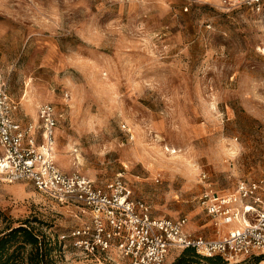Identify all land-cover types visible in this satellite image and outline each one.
<instances>
[{
    "label": "rangeland",
    "instance_id": "obj_1",
    "mask_svg": "<svg viewBox=\"0 0 264 264\" xmlns=\"http://www.w3.org/2000/svg\"><path fill=\"white\" fill-rule=\"evenodd\" d=\"M0 68L19 120L38 122L40 104L54 107L61 170L98 184L121 174L153 216L185 217L193 234H217L197 201L206 188L264 180V17L249 6L0 0ZM79 211L27 180L0 182V237L27 223L51 241L53 264H129L59 247L57 236L87 217Z\"/></svg>",
    "mask_w": 264,
    "mask_h": 264
},
{
    "label": "built area",
    "instance_id": "obj_2",
    "mask_svg": "<svg viewBox=\"0 0 264 264\" xmlns=\"http://www.w3.org/2000/svg\"><path fill=\"white\" fill-rule=\"evenodd\" d=\"M246 5L264 17L263 0H223ZM18 104L0 68V182L27 180L63 206L75 205L85 220L58 235L90 255L114 253L129 264H162L172 250L193 248L202 256L264 258V180H241L228 193L206 188L200 208L216 228L214 236L193 234L185 217H155L118 174L102 184L79 172H65L54 161L57 117L49 103L37 107L38 122L16 117Z\"/></svg>",
    "mask_w": 264,
    "mask_h": 264
},
{
    "label": "trees",
    "instance_id": "obj_3",
    "mask_svg": "<svg viewBox=\"0 0 264 264\" xmlns=\"http://www.w3.org/2000/svg\"><path fill=\"white\" fill-rule=\"evenodd\" d=\"M64 246L65 242L56 239ZM56 245V242H55ZM53 250L51 241L44 235H39L33 227L22 223L13 228H8L0 237V264H53L51 252ZM177 259L173 264H199L204 260L208 264H226L219 255L202 256L193 248H184L179 251ZM262 260L261 256H253Z\"/></svg>",
    "mask_w": 264,
    "mask_h": 264
}]
</instances>
